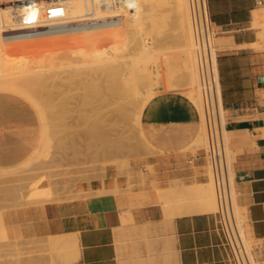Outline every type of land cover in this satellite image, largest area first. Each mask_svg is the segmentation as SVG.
Instances as JSON below:
<instances>
[{
    "label": "crops",
    "instance_id": "0c3cea01",
    "mask_svg": "<svg viewBox=\"0 0 264 264\" xmlns=\"http://www.w3.org/2000/svg\"><path fill=\"white\" fill-rule=\"evenodd\" d=\"M205 3L208 13L207 0ZM208 3L209 28L217 33L213 46L215 50L216 43L219 47V75L214 59L212 93L227 134L230 163L233 158L236 172L246 176L237 182V198L244 227L256 245L264 242V38L260 39L264 0ZM193 66L199 106L182 92L171 90L151 100L142 114L144 135L157 150L152 162L162 189L169 186L172 176L181 177L185 170L204 180L207 166L208 179L214 165L206 151L213 144L212 93L203 80L199 50L193 51ZM201 134L204 145L199 147L207 152L208 163L204 152H194ZM41 136L42 122L36 108L20 94L0 91V170L27 161L39 147ZM114 176L108 171L103 179L83 183L86 195L81 198L9 210L5 216L9 235L44 242L51 236H75L78 256L70 264H234L233 260L240 264L220 228L219 213L164 218L153 188L95 193L111 188ZM123 209H128L129 215ZM130 215L132 223L125 224L124 218ZM254 259L255 264L264 262Z\"/></svg>",
    "mask_w": 264,
    "mask_h": 264
},
{
    "label": "bare ground",
    "instance_id": "6f19581e",
    "mask_svg": "<svg viewBox=\"0 0 264 264\" xmlns=\"http://www.w3.org/2000/svg\"><path fill=\"white\" fill-rule=\"evenodd\" d=\"M73 1L74 0L65 1L62 3V5L66 3L68 4L69 2L73 4ZM75 1L78 2L79 4L81 0L78 1L75 0ZM147 1L151 2V13L148 16H146V19L149 18L150 20L149 24L146 22L145 24L142 21V18L140 17L141 9H140V4L138 5V0H136L137 4L135 10L130 12L119 14L106 9L111 15L110 14L108 15L106 11L104 12H106L109 17L104 13L102 14H104V16H107L108 18L110 17L112 18L111 19L112 21H108L111 22L109 24L107 23L108 19L107 18L105 19V17L102 16L101 13L98 14V12L97 15L91 19H80V18L77 19V17L81 15L84 12V10L83 8H81L82 7L81 5H79V7L71 6L74 9V11L73 9L72 10L70 9L71 11H73L72 12L73 15L71 14L73 17L68 14L67 15L70 16L71 18L68 16L67 17L70 18L71 22L74 23L72 24L73 35L71 34L69 36L67 35L63 40L64 50H65L63 51L64 54H59L53 51L51 52L50 49H48L50 47L49 44L51 43L50 41L56 38V33H45L44 35L42 34L43 36V37L41 36L42 41H40L39 39L40 42L38 43L36 42L37 44H35L33 42L36 39H34L30 42L31 45L29 43L28 44L26 43L27 45H25L24 42L27 40L25 35H27V33H24L25 32L24 27L18 26L19 25L18 21L24 18L25 13H28L26 12L27 10L26 8H24L23 4H16L17 12L14 11L15 12L14 14H11L10 16L6 14L8 17L5 15L4 18H0V24L4 25L6 28L3 29L4 30L3 32H1L3 37L1 38L2 40H0V42L2 41L0 44H1V48L3 49L0 50L1 51L0 64L1 63L15 64L20 62L21 59L25 57H31L33 60L35 59V61H38V59L39 61L41 59H43V61L45 60V62L50 61L51 62L50 64L46 62L50 67V65L53 63H57V62L61 63L62 61L60 60H63L64 56L66 58L68 57L69 59L71 57H72L71 59H74L73 55L79 56L80 54L81 56V54L83 55L85 54L84 56L86 57V55L88 54L87 55L88 57L89 54L91 56V54L94 52L95 54L98 52V54L96 55H100L101 53L108 54L109 53L108 51H111V48L112 49L115 48L114 50L117 49L119 50L120 48H124V47H126V49L130 47L132 49L135 48L134 50L137 51V53L134 56L130 57L129 59H125V58L123 59V57H117L116 55L113 56L112 54L113 50H112L111 56L107 57L105 62L97 65L96 67L90 66V68L88 69H91L92 67L91 70L87 69L88 71H85L84 69L83 72L82 71L79 72L78 70H73L71 68H68L69 70L71 69V71L66 72L67 71L66 68L64 69L65 72L63 71L61 72L63 73L62 76L61 73L58 72V69L57 70L53 69L57 67V68H62L61 70H63V66L60 65V63L59 65L62 67H60L58 64H55V67L51 65L52 69L51 68L49 69V67H47V64L45 63L46 67H44V69L46 68L47 71L51 70L52 73L55 71L52 75L48 74V72L46 74V71L43 69L44 70L43 73L45 72V74H41L42 72H39L40 74H37L40 75L39 77H37L35 73H31L30 76H27L25 70H24L25 75L22 73L23 70H21L22 74L20 73L19 75L17 73L11 72L5 76H0V89L4 88L8 91L12 90L18 92L22 97H24L27 101H29V103L32 104V106L36 108L42 122L41 141L39 147L33 152L32 156L20 166L15 167L8 171H0V173L15 171L17 169H20L21 167H25L27 165L33 164L39 161V159L41 160V158H46L49 156L52 147V142L54 140L53 137L55 135H53L52 133L53 125L51 124L52 120L49 116L51 114L47 112L49 110L46 111L45 109L46 104L44 103H46V100L49 101L52 98V96H54L55 100L54 98H53L54 101L52 99L51 100L56 104V99L57 98L59 99V97L56 96H59V93L58 95L55 96L54 93L52 95V91L58 88L59 91L61 90L60 93H62L63 88L61 87H63V85H65V87H67L69 91H72V89L73 90L79 89L80 92H82L79 93L80 95L82 94L81 96L82 99L79 100L82 101V104L84 106V108L81 106L82 111L84 109L85 112H81L79 116H81L80 117L82 119L81 121H83L87 125L86 128H88V130L86 131L89 134L90 138L95 137L93 133V129H90L91 117L94 116H92L93 113H91V115L90 113L87 114V111L89 110L86 111L85 106L87 104H90L92 109H94L92 111L96 113L95 115L99 113L100 116V114L104 115V113L102 114L101 112V109L103 107L115 105L114 111L119 112L122 117H127V118L130 117V119L133 118L132 120L134 121L135 127L137 128V131L139 133L142 142L147 146L148 149L150 148L151 151H157V150L154 148L152 144L148 142V140L144 135L142 129V114L147 104L151 102V100L159 96L161 92L160 87L165 88V91H167L172 89H178L179 87L182 88L188 85L189 89L183 92L187 94L186 96L190 98L191 101H193L197 106H199V98L197 91L195 89L196 82L194 77L195 74H194V66H193V51L200 49L196 18L194 13V1L193 0L176 1L177 5L173 9L175 10L173 12L174 13L177 12L178 17L176 16V18L178 19L174 17L175 14L171 16L169 14L170 12L168 13L169 16H171V18L174 17L173 20L175 21V23L178 20L176 25L177 26L179 25L178 30L181 33L180 36L182 35L184 39V43H182V46L185 49L179 55L161 52L164 51L165 48L164 46L166 45L164 44V37L162 34L164 33V30L169 24L168 20L170 19L168 14H164L163 7L164 5L169 3V1L143 0L142 2H147ZM3 4L4 3L2 2L0 5V12H2L3 14H5V12L7 13L8 11H9L8 13H11L10 11L13 12V9L10 6ZM39 5H44V6L49 5L51 7L54 6L49 0H43L39 3ZM37 7L39 9V6H35V7H30V10L31 9L33 10V8L37 9ZM48 7H46V9H48ZM65 8H67V6L63 7V9ZM36 9L34 10V12L36 11V13L38 14L34 13L33 11H30L31 12L30 14L33 15V17H36L35 15L39 16L41 14L39 13V11L37 12ZM48 10L51 11V9ZM53 10L56 9H52V11ZM59 10L60 9H57L56 11L59 12ZM65 10H62L64 11L63 12L64 14L65 12L68 13L71 12L70 10L69 11L67 9ZM97 22L98 24H101L100 28H96L95 24ZM7 27L10 29H8ZM146 32L151 33V35L148 37L149 40H147L146 36L144 35V33ZM209 32H210V28H209ZM260 33H259L260 39H263L264 30H262ZM92 34L96 36V39L94 41H90L89 43L86 41V37ZM213 36L215 37V34H213ZM145 38L147 41H145ZM168 41L170 42V40ZM39 43L41 45H38ZM147 43L153 46L154 48L153 51L145 50L147 46H150ZM142 48L144 49V51H139ZM68 58L67 60H69ZM43 61H40L39 64H42ZM180 71L184 72V75L187 76L186 82L182 80L184 76L183 77L180 76V73L181 75H183L182 72ZM64 73L67 74L64 75ZM49 78H51V82H49L50 80L47 81ZM209 87H210V92L212 93V83H210ZM81 89H83V91ZM72 96L74 97V95ZM50 101L48 103L52 104L53 102ZM82 104L80 102V105ZM210 106L212 110L210 118H211V127H212V135H213V150L211 151V153L213 155L211 153L210 154H211V158L216 160V156L218 155V149H217L218 141L216 140L215 137L216 130L213 125V120H214V116L216 117V115L214 114V109H216L217 114L219 115V107H218V102L215 101L213 97V93L211 94ZM49 118L51 121L49 120ZM105 135L102 137L98 136L97 138L100 137V139H105L106 137ZM199 136H200L199 139L197 141L195 140L196 141L195 146L198 147L204 145L203 143L204 137L202 138V134ZM222 137H223V143L225 144V153H226V146H228V138L226 132L225 134L223 133ZM128 169L129 168L126 167V174H128L129 172ZM210 169L211 170L208 175V179L203 184L196 182L195 180H192V178L194 177V172L192 170H185L183 176L181 177L172 176L169 179V186H164V189H162L159 185L160 180L155 165L151 163L147 169H145L144 164L141 167V171L144 173L143 176H145V174L153 175L150 184L152 185L151 188L155 189L157 192L164 193V191L175 190V189H186V190L192 189L194 191L192 193L194 194L192 198L187 199L183 202H173L167 205L172 210L181 209L183 212H187V213H192V212L221 213L223 227L225 228L228 234V241L233 246L238 261L240 262V264H253L254 261L250 259L251 258L250 248L255 243L256 239L250 236L244 227L243 219H242V211L238 203L237 195L235 194L234 189L232 188L234 225H231L228 222H226L223 216L222 202L220 198L219 184H218L215 164L212 165ZM149 175L147 177H149ZM144 179L143 181H146V179L148 178L145 177ZM162 206H163L162 210L164 211V205L162 204ZM125 210L128 209H123V211ZM127 213L129 215V212ZM131 215L129 218L133 216ZM73 237L75 236L72 235L69 236V234L68 236L66 234L65 236L48 237L47 243H49V247H50L49 249L51 250L54 256L52 260L53 264H58V262L69 263L70 261H73L74 259L77 258L79 248L77 247V243L74 240L76 238ZM47 243L46 245H48ZM55 257L57 259H55ZM30 259L31 258H29V260ZM22 260H26V259L24 258ZM26 263L27 262L25 261V264ZM28 263L30 262L28 261Z\"/></svg>",
    "mask_w": 264,
    "mask_h": 264
},
{
    "label": "rangeland",
    "instance_id": "374dc122",
    "mask_svg": "<svg viewBox=\"0 0 264 264\" xmlns=\"http://www.w3.org/2000/svg\"><path fill=\"white\" fill-rule=\"evenodd\" d=\"M74 1H73V4L75 3L74 5L71 3L72 1L69 2L68 4L66 3L63 5L61 4V5L63 7L67 6V8L65 9H67L68 11L70 9L71 10L73 9L71 6L79 7V5H81L82 6L81 8L85 10L84 8L85 0H81L79 4L78 2L76 1L74 2ZM142 1L143 0H138V5L140 4V9H141L140 17L142 18V21L144 23L146 22L149 24L150 20L148 17H147L148 19H146V16H148L151 13V2L150 1L142 2ZM168 1L169 3H167L163 7L164 14H168L170 12L169 14L171 16L175 14L174 17L176 18L178 14L177 12L174 13L173 11L175 10L173 9L177 5V2H176L177 0H168ZM48 6L49 5L47 6L39 5V9L38 7L37 9L36 8H33V10L31 9L30 11L34 12V10L36 9L37 12L39 11V13H41L39 16L34 14L36 17H33V15H31L32 18H41V17L46 16V12L51 7V6L49 7ZM46 7H48V9H46ZM51 8H53V6ZM65 9H62V10H65ZM102 9L103 8L97 11L98 14L101 13L102 16H104V14L107 15V13L108 15L110 14L106 9L105 10H102ZM56 10H53V11H56ZM62 10L61 12H64ZM51 11L49 10L50 13H52ZM73 11L69 13L65 12V14L72 16ZM104 11H106L107 13ZM8 12L7 13L5 12V14L0 12V18H4L6 14L10 16L11 14L15 13L14 11L13 12L10 11L11 13H8ZM28 13H31V12H28ZM34 13H36V11ZM107 16H104V17L105 19L106 18L108 19L107 23L109 24L111 22H108V21H112L111 20L112 18L111 17L108 18L109 16L108 17ZM171 16H169L170 18L168 20L169 24L167 25L166 29L164 30V33L162 34L164 37V44L166 45L164 46L165 47L164 51H161V52L179 55L185 49L182 46V43H184V39L182 35L180 36L181 33L178 30L179 25L178 26L176 25L178 20L175 23V21L173 20L174 17L171 18ZM95 25H96V28H100L101 24H98L97 22ZM173 27H176V28H173ZM180 29H181V26H180ZM24 31H25L24 33H27V35H25L27 38V40L24 42L25 45H27L28 43L30 44V42L34 39H36L33 42L35 44L42 41L41 40L43 37L42 34L41 35L40 34L30 35L29 31L25 28H24ZM55 33H56V38L50 41L51 43H49L50 47L48 44V47H49L48 49H50L51 52L53 51L59 54H64L63 51L65 50H64L63 40L65 39L67 35L68 36L70 34L73 35L72 34L73 28L71 26V28L68 30H65L63 32H55ZM44 34L45 33H43V35ZM212 34H214V31L210 30V35L212 36ZM144 35L146 36L147 40H149L148 37L151 35V33L146 32L144 33ZM2 37L3 35L1 33L0 40H2L1 39ZM146 38H145V41H147ZM95 39H96V36H94L93 34L86 37V41L89 43L90 41H94ZM168 40H170V42ZM212 42L215 44V37H213ZM38 45H41V44L39 43ZM124 48H120L121 50L120 49L114 50L115 48L114 49L111 48V51L113 50L112 51L113 53L111 51H108L109 52L108 54L101 53L100 55H96L98 54V52L96 54L94 52L91 54V56L89 54L88 57H87L88 54L86 55V57L84 56L85 54L84 55L81 54L82 57L80 56V54L79 56L77 55L78 57L76 55H73L74 59H71L72 58L71 57L70 58L71 60L68 57L67 58L69 60H67V58L64 56L63 58L66 60L64 59L60 60L62 61L61 63L52 62L54 65L53 64L51 65L55 67V64L59 65L60 63V65L63 66V70H61L62 68H57V67L53 68L56 70L58 69V72L60 73L62 71L65 72L64 69L66 68H67L66 72L71 71V69L78 70L79 72L81 71L83 72L84 69L85 71H88V70H91L92 67H96L97 65L105 62L106 58L111 56V53L113 54V56L116 55L117 57H123V59L124 58L129 59L130 57L134 56L137 53V51L134 50L135 48L133 49L131 47L127 49L126 47ZM167 48H170V49H167ZM216 48L217 49L219 48L217 43H216ZM2 49L3 48H1V44H0V50ZM145 50L153 51L154 48L153 46L150 45V46H147ZM197 50H200V49H197ZM139 51H144V49L142 48ZM38 61H35V59L33 60L31 57H25L21 59L20 62L15 63V64L1 63L0 64V76H5L11 72L17 73L19 75L22 72L21 70H23L22 73L24 75L26 72L27 76H30L31 73H35L36 75L40 74L39 72H42L41 74H45V72L43 73L44 70L46 71V74L48 72V74L50 75H52L55 72L54 71L52 73L51 70L47 71L46 68L44 69V67H46V64H47V67H49L48 63L50 64L51 63L50 61L49 62L46 61L48 62L46 63L45 60L43 61V59H41L40 61H43L42 64H39L40 61L39 62ZM51 65L49 69L50 68L52 69ZM90 66H92L91 69H88L90 68ZM68 68H71V69L69 70ZM62 74L63 73H61V76ZM65 74L67 73H64V75ZM182 74L183 75H181L180 73V76L181 77L184 76V78L183 79L181 78V79L184 82H186L187 76L184 75V72H182ZM39 76L40 75H37V77ZM51 78H49L47 81L50 80L49 82H51ZM61 88H63L62 93H60L61 90L59 91L58 88L53 90L54 92L52 91V95L54 93L55 96L58 95L59 93V96H56V97H59V99L58 98L56 99V104L53 102L55 100L54 96H52L51 98L52 100L54 98L53 101L50 99L54 104L48 103L50 100L49 101L46 100V103H44L46 104L45 105L46 111L49 110L47 112L51 114L49 116L52 121L50 120V118L49 120L51 121V124L53 125L52 133L53 135H55L53 137L54 140L52 142V147H51L49 156L46 158H41V160L39 159V161L33 164H30V165H27L25 167H21L20 169H17L15 171L0 173V264H19V263L22 264V262L23 264H25V261L27 262L26 264H45V263L53 264L52 260L54 256L51 250L49 249L50 247H49V243H47L48 241H46V243L48 244L46 245L45 242L41 240H36L33 238H22V237L21 238H11V236L9 235V229L7 228V224H6L7 222L5 218L9 210H14V209L16 210L18 208H24V207L31 206L33 204L43 203V202H48V201H61V200L81 198L86 195L82 188V184L85 182H91L94 179H99V178L103 179L104 177L107 176L108 171L115 173L114 182H113L112 187L111 188L104 187L101 190L95 191V193H99V194L118 193V192L148 189L152 187L150 182L152 181L153 175L145 174V176H143L144 173L141 171V167L144 164L145 169H147L151 163L153 164L152 158H154L157 155V152L151 151L150 148L148 149L147 146L142 142L139 136V133L137 131V128L135 127L134 121L132 120L133 118L130 119V117L129 118L122 117L119 112L114 111L115 105L103 107L101 109V112L102 114L104 113V115L100 114L99 116V113L95 115L96 113L92 111L94 109H92L90 104H87L86 105L87 107L85 106V110L86 111L89 110L87 111V114L88 113H90V115L91 113L94 114V115L92 114V116L94 117H91L90 129H93V133L95 137L90 138L89 134L86 131L88 130V128H86L87 125L83 121H81L82 120L80 118L81 116H79L81 112H85L84 109L82 111V107L84 108V106L82 104V101L79 100V99H82L81 98L82 94L81 95L79 94L82 92H80L79 89H74V90L72 89V91H69V89H67L65 85H63V87ZM187 89H189L188 85L182 88L179 87L178 89H172V90L180 91L184 95H187L186 93L183 92ZM195 89H196V85H195ZM2 90H6V89L4 88L0 89V91ZM76 90H79V91H76ZM81 90L83 91V89ZM73 91L74 92L76 91V92L74 93ZM160 91H161L160 93H164V92H169L171 90L165 91V88L160 87ZM13 92L19 94L16 91H13ZM72 95H74V97ZM80 102L82 105H80ZM101 119L104 121H102ZM92 122H93V125H92ZM211 130H212V127H211ZM104 135L106 136L105 139H100V137ZM98 136L100 137L97 138ZM212 150H213V144L210 147L206 148V151L209 153H211ZM194 152L195 153L204 152V156H205V151L202 148H194ZM226 154H227V159L230 161V150L228 149V146H226ZM205 162H207L206 157H205ZM212 162L215 164L214 159H212ZM126 167L129 168L128 169L129 175L126 174ZM155 168H156V165H155ZM11 169H2L0 171H8ZM204 169L206 172L205 173L206 178L204 180H201L199 176H195V175L192 178V180H195L196 182H199L202 184L205 183L207 180V175H206L207 166H205ZM157 173H158V170H157ZM148 175L149 177H147ZM145 177L148 179H146V181H143ZM142 182H145V183H142ZM193 192L194 191L192 189L190 190L175 189V190L164 191V193L157 192L159 202H161L164 205V218L175 217V216L185 215V214H195L196 212L187 213V212H183L181 209L172 210L170 207L167 206L173 202H183L187 199L192 198L194 196V194H192ZM203 213H210V212H203ZM124 223L125 224L132 223L131 218H124ZM36 243L38 246L36 245ZM250 249H251L250 259L254 261L253 264H255L254 256L255 258L259 260H264V242L259 241L257 242L256 245L254 243V246L251 247ZM24 258L26 260H22ZM29 258H31L30 259L31 261L29 260ZM27 260L30 263H28ZM261 264H264V262H262Z\"/></svg>",
    "mask_w": 264,
    "mask_h": 264
},
{
    "label": "built area",
    "instance_id": "2783aa9c",
    "mask_svg": "<svg viewBox=\"0 0 264 264\" xmlns=\"http://www.w3.org/2000/svg\"><path fill=\"white\" fill-rule=\"evenodd\" d=\"M43 0H0V5L3 2V5L10 6L13 11L17 10L16 4H23L24 8H26V12H30V7L39 6V3ZM53 6V8L49 9H63L61 5L63 2L68 0H49ZM194 1V13L196 18V25L198 31L199 38V46L201 51V62H202V74L203 80L206 86L212 82L213 79V60L217 61V69L219 75L218 68V50L214 49L213 46V37L209 32V24L211 21V15L208 4V13L206 11V3L205 0H193ZM136 0H85V10L84 12L77 17V19H91L97 15L98 9H108L113 11L114 13H126L135 10ZM258 4H262V1H258ZM46 12V16L41 18H32L30 13H25L24 18L21 19L18 26H22L29 31L30 35H38L43 33H55V32H63L71 28L73 22L71 19L67 17L63 12L51 11ZM212 23V22H211ZM8 28V27H7ZM6 29L4 25L0 24V34ZM10 29V28H8ZM7 29V30H8ZM217 33H215L216 36ZM220 81V78H219ZM214 120L213 125L216 130V140L218 141V155L215 160V169L217 173V179L219 184V192L220 198L222 202V210L223 216L231 225H234V213H233V189L232 185L237 192L236 185L238 181L244 180V174H238L234 169V161L232 158V164H230L227 159V155L225 153V144L223 143V128L221 125V117L217 114L216 109H214ZM206 163H208V154L205 151ZM232 165V169H231ZM238 197V192H237ZM219 218V225L221 230L223 231L226 242L228 244V240L223 229L222 216L221 214L217 215ZM229 246V244H228ZM230 247V246H229ZM232 254V253H231ZM233 259V257H232ZM234 264L235 261L233 260Z\"/></svg>",
    "mask_w": 264,
    "mask_h": 264
}]
</instances>
